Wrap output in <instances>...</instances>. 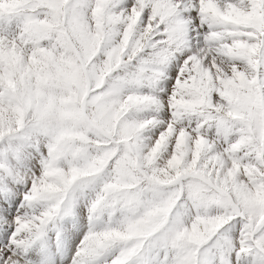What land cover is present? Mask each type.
<instances>
[{
    "label": "snow or ice",
    "instance_id": "1",
    "mask_svg": "<svg viewBox=\"0 0 264 264\" xmlns=\"http://www.w3.org/2000/svg\"><path fill=\"white\" fill-rule=\"evenodd\" d=\"M0 264H264V0H0Z\"/></svg>",
    "mask_w": 264,
    "mask_h": 264
}]
</instances>
